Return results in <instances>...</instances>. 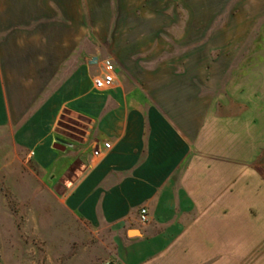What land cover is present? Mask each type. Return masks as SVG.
Masks as SVG:
<instances>
[{"label":"crops","instance_id":"1","mask_svg":"<svg viewBox=\"0 0 264 264\" xmlns=\"http://www.w3.org/2000/svg\"><path fill=\"white\" fill-rule=\"evenodd\" d=\"M108 1L0 0V158L25 155L104 264H262L264 59L248 58L264 47V0H228L222 59L118 55L98 90L89 61L117 41ZM187 24L172 39L191 51ZM165 26L142 40L164 47Z\"/></svg>","mask_w":264,"mask_h":264},{"label":"rangeland","instance_id":"2","mask_svg":"<svg viewBox=\"0 0 264 264\" xmlns=\"http://www.w3.org/2000/svg\"><path fill=\"white\" fill-rule=\"evenodd\" d=\"M235 1H230L231 5ZM108 3L119 17L118 30L113 34L117 41L111 40L109 33L105 45L96 49L98 52L94 57L222 59L221 33H217L224 18L223 8L229 6L228 0H109ZM145 10L156 14L146 17L147 20L140 16ZM188 20L191 29L186 31V40L193 42L197 38L191 51L175 46L172 39L178 37L185 25L188 29ZM149 25H166L165 31L159 33L166 39L164 47L161 40L154 46H147L142 40L145 36L142 29ZM130 26L136 30H123ZM88 34L87 39L93 41L92 32ZM181 35L185 37L184 33ZM250 48L253 50V46ZM255 49L256 55L253 53L248 59H264V47L258 45ZM91 50L93 48L87 45L86 51ZM93 55L87 53V59ZM235 59H239L238 56ZM94 241L93 230L74 220L61 203L39 185L31 175L25 155L7 147L5 159L0 158V263L104 264L103 248L95 249ZM261 251V263L264 264V244Z\"/></svg>","mask_w":264,"mask_h":264},{"label":"built area","instance_id":"3","mask_svg":"<svg viewBox=\"0 0 264 264\" xmlns=\"http://www.w3.org/2000/svg\"><path fill=\"white\" fill-rule=\"evenodd\" d=\"M90 65L98 66L101 68L102 72L101 74L97 75L94 78L93 85L95 89L103 90L108 89L112 86L114 80H115V65L110 59H99L97 57H93L89 61ZM103 148L105 150H108L110 148V145L108 143H103ZM94 156L99 155V151L95 150L93 152ZM140 221L143 223L146 221V212L145 210L141 209L140 211ZM105 264H111V263H105Z\"/></svg>","mask_w":264,"mask_h":264},{"label":"water","instance_id":"4","mask_svg":"<svg viewBox=\"0 0 264 264\" xmlns=\"http://www.w3.org/2000/svg\"><path fill=\"white\" fill-rule=\"evenodd\" d=\"M55 148H63V146L61 144L57 143Z\"/></svg>","mask_w":264,"mask_h":264}]
</instances>
